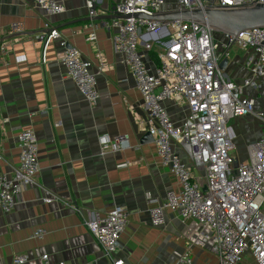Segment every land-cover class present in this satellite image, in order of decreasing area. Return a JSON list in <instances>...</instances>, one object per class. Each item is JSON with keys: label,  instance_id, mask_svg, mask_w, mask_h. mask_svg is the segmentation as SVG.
<instances>
[{"label": "crops", "instance_id": "crops-1", "mask_svg": "<svg viewBox=\"0 0 264 264\" xmlns=\"http://www.w3.org/2000/svg\"><path fill=\"white\" fill-rule=\"evenodd\" d=\"M119 1L98 0L96 15H114ZM59 2L64 11L53 15L32 0H0V173L10 176L18 165L17 135L24 129L34 131L39 158L35 184L25 187L10 213L0 210V264H14L15 255H27L23 264H42V254H48L52 264H113L84 222L88 211L104 215L117 205L127 212L115 256L123 264H169L183 253L189 254L191 264H216L194 219H181L166 209L162 225L150 222L149 208L165 202L179 184L161 165L153 140L144 138L146 112L134 78L113 50L112 19H90L85 0ZM163 11L175 12V0H165ZM14 21L23 22V32H9ZM91 22L97 24L93 42L87 39ZM46 23L59 31L64 47L53 40L43 50L37 35L46 30ZM68 47L91 62L93 73L99 66L96 53L105 58L106 67L96 75L99 97L94 105L66 75L60 58ZM225 59V77L241 84L251 76L256 53L232 47ZM146 61L155 64L148 53ZM254 79L258 86H246L244 94L264 113V79ZM164 104L171 119L180 123L186 106ZM228 126L231 154L245 161L247 146L264 135V121L247 115L230 119ZM119 134H127L129 148L101 153L98 138ZM179 154L187 162L183 152ZM49 195L56 199L43 203L41 198ZM38 228L45 230L44 236L32 238Z\"/></svg>", "mask_w": 264, "mask_h": 264}, {"label": "built area", "instance_id": "built-area-1", "mask_svg": "<svg viewBox=\"0 0 264 264\" xmlns=\"http://www.w3.org/2000/svg\"><path fill=\"white\" fill-rule=\"evenodd\" d=\"M32 1L49 14L64 11L59 0ZM97 3L98 0H85L89 18L96 16L93 7ZM164 3L165 0H120L113 8L116 17L110 23L115 30L111 38L113 50L121 55L142 98L145 129L153 138L161 165L171 170L179 184L177 191L167 193L165 202L149 208L150 222L162 225L164 212L169 209L181 219L199 223L200 237L208 241L216 264H264V135L247 146V159L238 162L231 154L233 143L228 126L230 119L247 115L264 121V113L256 111L254 99L244 94L246 86H258L255 76L264 79V26L233 34L214 30L207 22L150 18L164 12ZM175 4L176 11L239 9L264 4V0H175ZM125 15L128 17H122ZM88 27L87 39L93 42L97 24L91 22ZM45 29L37 35L43 50L53 40L65 46L57 29L47 23ZM23 30V22L9 25L12 34ZM156 45L160 47L156 50L157 62L150 65L146 55ZM232 47L256 53L249 66L251 76L241 84L226 78L218 66ZM0 50L4 51V47ZM96 58V73L75 47L65 49L60 58L66 75L90 105L99 97L96 75L106 67L101 52L96 53ZM165 101L186 106L187 113L180 123L171 119ZM17 142L18 165L10 176L0 173V210L5 214L15 208L25 187L35 184L39 171L34 131H20ZM98 142L101 153L129 148L127 134L113 138L102 135ZM55 199L53 195L41 198L46 204ZM72 208L80 213L79 208ZM86 214L84 224L101 246L102 255L113 264H123L115 256L127 224L126 209L117 205L104 215L91 211ZM44 234L45 230L38 228L31 237L39 239ZM27 259V255H15L13 263L23 264ZM40 259L42 264H52L48 254H42ZM191 262L189 254L183 253L169 264Z\"/></svg>", "mask_w": 264, "mask_h": 264}, {"label": "water", "instance_id": "water-1", "mask_svg": "<svg viewBox=\"0 0 264 264\" xmlns=\"http://www.w3.org/2000/svg\"><path fill=\"white\" fill-rule=\"evenodd\" d=\"M96 9V6L93 7V10ZM135 17H145L143 14H135ZM116 15H101L94 16L90 19H113ZM128 17V15L122 16ZM150 18L159 20V21H173V20H193L197 22H207L214 30L221 32H228L237 34L241 30L256 27L264 26V4H256L251 7H244L239 9H193V10H182L175 11L172 13H159ZM69 48V47H68ZM226 59H223L219 62V69L224 70ZM145 139L149 138L153 140L152 136L147 131ZM206 188L204 187L203 190Z\"/></svg>", "mask_w": 264, "mask_h": 264}, {"label": "trees", "instance_id": "trees-1", "mask_svg": "<svg viewBox=\"0 0 264 264\" xmlns=\"http://www.w3.org/2000/svg\"><path fill=\"white\" fill-rule=\"evenodd\" d=\"M148 56L149 58L154 61L157 62V58H156V50L152 49L148 51Z\"/></svg>", "mask_w": 264, "mask_h": 264}, {"label": "rangeland", "instance_id": "rangeland-1", "mask_svg": "<svg viewBox=\"0 0 264 264\" xmlns=\"http://www.w3.org/2000/svg\"><path fill=\"white\" fill-rule=\"evenodd\" d=\"M218 35H219V33L216 34V36H218ZM249 264H253V263L250 261Z\"/></svg>", "mask_w": 264, "mask_h": 264}]
</instances>
